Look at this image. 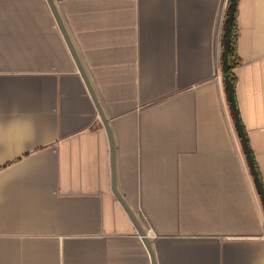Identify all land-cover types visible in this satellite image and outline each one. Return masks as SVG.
Segmentation results:
<instances>
[{
  "label": "crops",
  "instance_id": "crops-1",
  "mask_svg": "<svg viewBox=\"0 0 264 264\" xmlns=\"http://www.w3.org/2000/svg\"><path fill=\"white\" fill-rule=\"evenodd\" d=\"M0 0V264H264V203L224 81L231 0ZM232 74L264 185V0Z\"/></svg>",
  "mask_w": 264,
  "mask_h": 264
},
{
  "label": "water",
  "instance_id": "water-1",
  "mask_svg": "<svg viewBox=\"0 0 264 264\" xmlns=\"http://www.w3.org/2000/svg\"><path fill=\"white\" fill-rule=\"evenodd\" d=\"M49 3H50V6L52 7L53 9V12L55 14V17L63 31V34L70 46V49H71V52L78 64V67L89 87V90L93 96V99L95 101V103L97 104V106L99 107V103H98V100H97V97L96 95L94 94V91L86 77V74L80 64V61H79V58L77 57V54L73 48V45L71 43V41L69 40V37H68V34L62 24V21H61V18H60V15L57 11V8H56V5L54 3L53 0H48ZM231 3H232V8H231V12H230V16H229V20H228V25H227V31H226V42H225V60H224V67H223V73H224V81H225V84L227 86V89L229 91V95H230V100H231V103H232V106H233V109H234V112H235V118H236V127H237V130H238V133L240 135V137L243 139V142H244V145H245V150H246V153H247V156H248V159L250 161V164H251V168H252V172H253V175H254V178H255V183H256V186L258 188V191L262 197V200H263V203H264V185L261 181V178L259 176V172L257 170V167H256V164H255V160L253 158V155H252V152H251V149L249 147V143H248V139H247V135L245 134V131L242 127V124H241V119H240V115H239V110H238V106H237V101H236V94H235V86L233 85L231 79H230V74H229V71H230V52H231V46H232V25L234 23V19H235V15H236V10H237V4H238V0H231ZM99 111L101 113V116H102V119L105 123V126L108 130V133H109V136H110V139H111V146L113 148V145H112V136H111V132H110V129H109V126H108V123H107V120L102 112V110L100 109L99 107ZM112 163H113V189H114V193L116 195V197L119 199V201L123 204V206L125 207V209L127 210V212L129 213V215L131 216V218L133 219L137 229H138V232L139 234L143 237L148 249L150 250V253H151V257H152V261H153V264H155L154 262V256H153V252H152V249H151V242L149 241L148 237H147V234L146 232L144 231L143 227L141 226V224L139 223L138 219L136 218V215L134 214V212L130 209V207L128 206V204L125 202V200L121 197V195L118 193L117 191V188H116V177H115V168H114V158H113V155H112Z\"/></svg>",
  "mask_w": 264,
  "mask_h": 264
},
{
  "label": "trees",
  "instance_id": "trees-1",
  "mask_svg": "<svg viewBox=\"0 0 264 264\" xmlns=\"http://www.w3.org/2000/svg\"><path fill=\"white\" fill-rule=\"evenodd\" d=\"M234 30H235V19H234V23H233V25H232V44H233V34H234ZM233 55H234V49H233V47L231 46V52H230V71H229V74H230V79H231V81H232V83H233V85H234L235 78H234V76H233V74H232V70H233V68H234V65H233V63H232V57H233Z\"/></svg>",
  "mask_w": 264,
  "mask_h": 264
}]
</instances>
